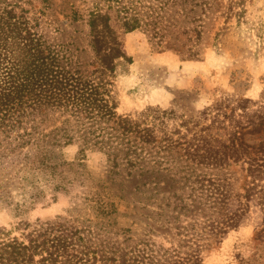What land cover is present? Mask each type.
I'll return each mask as SVG.
<instances>
[{"label": "trees", "instance_id": "trees-1", "mask_svg": "<svg viewBox=\"0 0 264 264\" xmlns=\"http://www.w3.org/2000/svg\"><path fill=\"white\" fill-rule=\"evenodd\" d=\"M36 1L0 0V212L83 192L67 215L0 226V264H203L251 201L264 213V88L217 99L186 134L168 129L173 109L119 114L115 82L134 61L121 36L142 28L189 59L243 25L262 42L253 0ZM89 152L107 156L109 177L89 182ZM172 152L180 163L165 166ZM130 199L148 211L142 234L117 221Z\"/></svg>", "mask_w": 264, "mask_h": 264}, {"label": "rangeland", "instance_id": "rangeland-1", "mask_svg": "<svg viewBox=\"0 0 264 264\" xmlns=\"http://www.w3.org/2000/svg\"><path fill=\"white\" fill-rule=\"evenodd\" d=\"M55 1L57 4L62 2ZM35 3L40 5L42 2L37 0ZM60 17L63 18L62 15ZM251 19L258 25L262 42L255 31L250 33L243 25L240 29L233 28L220 42V47L216 48L212 33L205 41L202 56L198 59H189L172 49H163L142 28L123 33V49L134 61L129 70L115 82L118 113L135 114L149 106L162 110L173 109L174 113L167 119L168 129L186 134L192 123L183 125L185 120L188 121L189 117L196 116L197 112L227 94L241 92L247 97L260 99L264 88V0H253ZM220 25L218 22L215 30ZM178 136L175 134V138ZM76 151L77 147L71 146L66 154L72 159ZM176 151L181 152L180 148ZM166 155L169 158L165 166H178L179 153ZM85 163V170L91 178L89 182L109 177L111 167L105 154L89 152ZM232 170L241 177L238 183L241 185L244 175L239 166H233ZM82 192V188L77 187L68 194L61 193L56 200L38 203L24 216L16 217L11 211L3 210L0 212V226L10 228L21 217L35 221L37 218L47 220L59 214L67 215L74 201H77L74 197ZM118 203L120 211L125 213L117 216L119 225L131 226L136 234L144 233L147 230L144 216L148 211L140 210V203L135 199L119 200ZM232 203L235 207L236 202ZM263 228L264 213L259 202L253 200L237 228L223 237L212 239L211 245L203 253V264H264ZM154 239L170 246L169 239L162 233L155 234Z\"/></svg>", "mask_w": 264, "mask_h": 264}]
</instances>
